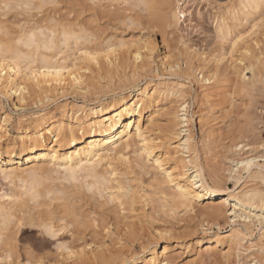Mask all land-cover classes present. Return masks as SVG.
I'll use <instances>...</instances> for the list:
<instances>
[{
  "label": "bare ground",
  "instance_id": "bare-ground-1",
  "mask_svg": "<svg viewBox=\"0 0 264 264\" xmlns=\"http://www.w3.org/2000/svg\"><path fill=\"white\" fill-rule=\"evenodd\" d=\"M142 1L151 20L158 19L164 25L171 26L173 19L175 24L180 19V6L174 10H164L163 6L170 0H160L157 6H153L154 2L150 0ZM257 16L262 17L259 20ZM218 18V37L225 43L224 40L234 36L233 30L237 31L235 37L230 39L231 48L236 49L240 41L244 42L243 58H249L253 77H257L259 70L264 68V56L256 53L248 43L251 33L248 30L239 31V28L245 23L253 22L251 27L254 29L259 24L256 23L257 20L263 24L264 0H235ZM79 22L62 23L58 33L57 27L56 30H53L55 27L50 28L51 33H46L47 27H42L43 30L40 26V29L37 26L30 27L18 36V42L8 39L9 37H0V88L10 98L14 97L23 102L29 90L46 92L48 86H54L53 83L57 84L53 88L55 89L67 77L70 79L65 82L73 78L76 83H82L83 76L79 70L83 67L81 60L96 61V70L107 74L112 72V68L115 70L130 64L131 55H126L125 52H122L121 59H110L108 64L104 62L105 53L114 48L112 44H97L96 49L88 45L79 47L83 43L93 42V33L87 31L88 27L84 29L81 21ZM38 34L43 36L39 37ZM71 40L78 47V56L67 62L73 54L66 55L63 48L66 47L67 50ZM155 47L149 40L143 39L139 49H143L145 55L142 57L138 51L134 57L141 58L142 63L145 59L144 63L147 64L156 50ZM187 53L191 60V55L195 52L191 50ZM218 55L215 59L219 62L225 55L223 58ZM100 58L103 61H99ZM256 63L259 64L258 68ZM214 70L211 76H204L203 79L209 82L212 78L223 75L218 66ZM260 72L264 73L262 70ZM25 81L28 85H23ZM183 86L180 82H155L151 86L149 83L143 86L136 84L126 94H114L106 101L89 105L75 104L71 107L63 104L58 107L59 114L33 115V118L30 117L32 120L25 126L17 119L18 135L6 142L2 140L3 135L0 133V178L10 183L9 190L0 193V257L19 256L18 250L21 248L18 249L17 239L23 229L35 226L42 233L54 231L57 235L62 229L72 228V244L78 245L81 241L80 249L75 250L77 247L71 243L58 244L57 248L68 249L67 254L60 252L55 255L48 252V258L52 255L58 256L57 264H125L129 253L115 247L114 235L123 233L128 244H135L142 237L144 231L141 223L145 214H135L139 211L136 203L140 202V197L133 181L138 180L135 166L145 169L147 165L144 161L152 159L162 176V180L158 178V182H165L170 187L167 189L165 186L167 190H163L161 185L160 190H163L164 195L171 193L172 190L169 192V189L174 190L172 195L169 194L175 200L174 205H169L166 195L164 201L163 197L156 198L161 200V207H169V213H176L175 206L179 204L186 208L194 205L199 208V218L210 219L214 224H218L221 217L227 216L231 217V221L241 220L246 230L251 228L249 225H261L257 242L252 240L251 234L249 236L243 230L245 227H232L224 234L218 230L206 238L204 249L199 248L198 252L191 255L187 264H202L204 255L209 256L213 264L219 263L222 258L229 259L235 253L237 264H250L241 259V252L251 249L261 255L254 257L251 264H264V189L255 187L237 190V186L226 187L219 175L212 177L213 183L208 181L197 155L192 156L190 131L183 128L186 124L182 123L187 120L183 112L186 110L185 103L167 106L164 102L170 95L182 96ZM160 114L168 116L165 136L167 139L165 138L162 148L159 145L161 142L152 143L153 137L148 135L151 128L159 123L158 120V123L155 121ZM11 119L9 115L0 119V132L8 129L12 124ZM51 138L52 141L49 142ZM130 148L141 152L133 155L132 159L126 156V151ZM179 152L184 157L179 156ZM254 160H234L236 167L229 170L228 179L238 181L233 173L240 167L247 171H251L254 165L263 168ZM251 174L254 178L261 179L264 184V170L260 169ZM204 201L207 202L203 206ZM245 242L249 244L246 245ZM143 243L144 241L141 242ZM201 243L202 239L198 238L196 246L200 247ZM146 244L150 245V242ZM157 244L155 242L152 248L145 249L142 245V254L135 255L131 258L132 261L135 260V264H170L171 248L164 245L158 251ZM224 245L228 246L227 250ZM31 249L26 250L27 260L19 264H37L45 260L46 255L42 257Z\"/></svg>",
  "mask_w": 264,
  "mask_h": 264
},
{
  "label": "rangeland",
  "instance_id": "rangeland-1",
  "mask_svg": "<svg viewBox=\"0 0 264 264\" xmlns=\"http://www.w3.org/2000/svg\"><path fill=\"white\" fill-rule=\"evenodd\" d=\"M150 1L154 2L153 6L160 3V0ZM233 1L235 0H170L169 3L164 5L165 7L163 6L164 10L170 11L180 6L178 8L180 19L176 24L173 19V24L167 26L158 19L151 20L142 0H0V30H2L0 31V37H9L8 39L17 40L16 42H18V36L24 34L30 27H47L46 33H49V31L51 33L50 28L55 27L53 30H56L57 27L58 33L59 25L61 26L62 23L70 22L69 24H73L81 21L82 27L84 29L88 27L87 31L90 30L93 33V42L91 44L83 43L79 47L88 45L96 49L100 44H112L114 48L107 51L108 54L106 52L104 56L106 64L110 62V59L112 61L121 59L124 52L126 55L127 53L131 55L129 67L127 65L118 69L115 68V70L112 68L114 71L111 69L112 72L110 71L109 74L97 71L96 61L86 62L81 60L84 67V69H82L83 67L79 69L80 74L83 76L82 83H76L73 78H71V81L65 82L69 78L67 77L61 83L63 85L59 84V87L55 89L53 88L57 84L53 83L54 86H48L46 92L29 90L23 102L17 100V98L14 99V97L10 98L4 89L0 88V119L5 115L12 118V124L8 126V129L0 132L3 135L2 140L6 142L17 137L18 120L22 121L25 126L26 123L32 120L33 115L59 114L58 107L63 104H68L71 107L75 104L89 105L95 102L98 103V101H106L114 94H126L136 84L143 86L149 83L151 86L155 82H180L184 85L182 96L170 95L164 102L167 103V106L171 104L179 106L181 103H185L186 110L183 112L186 114L187 120L182 123L186 124L183 128L190 131L192 156L197 155L208 181L213 183L212 177L219 175L226 187L234 188L237 186V190L255 187L264 189L261 179L254 178L251 174L260 169L264 170V73L260 72V70L264 71V68L259 70L257 77H253L252 66H249L250 60L249 58H243L242 55L244 42L240 41L237 47L235 46L236 49L231 48L232 43L230 45V42L232 41L230 39L235 37L237 32L235 29L232 32L234 36L232 35L224 40L225 43L217 34V23L220 19L218 17L219 15L221 17L223 10L230 6ZM76 16L77 21H75ZM257 17V19H261L262 16ZM259 20L256 21L259 24L254 26V29L251 27L252 22L245 23L243 27L240 26L239 31L248 30L251 33L248 37V43L256 50H254L256 53L259 52L263 57L264 18L262 19L263 24H260ZM38 36L43 35L38 34ZM143 39L149 40L154 47L156 46L154 54L148 62L146 61L147 64L144 63L145 57L142 58L145 65H143L141 58L136 59L134 57V54L138 51L141 52L142 57L145 55V51L139 49ZM71 42L69 47L67 46L69 49L66 50V47L63 46L66 55L67 53L69 56L73 54L66 60L67 62L78 56V47L75 46L74 42ZM191 50L195 54L191 55L194 59L191 57V60H189L187 52ZM260 51H262V54ZM217 55L225 56L218 62L215 59ZM99 61H103V58H100ZM256 64V67L259 66V64ZM217 66L222 70V77L212 78L209 82L204 80L203 77L211 76V72L213 74ZM245 66L248 68H245ZM257 68H255L256 71ZM242 73L244 77L241 76ZM72 81L73 83H70ZM25 84H27L26 81L23 85ZM69 107L67 108L69 109ZM166 117L168 118L167 115L160 114L155 121L156 123L159 121V123H155L156 125L148 133L149 136L153 137L152 143L161 142L159 144L161 148L164 147V142L167 139L165 137L167 136L166 129L168 125ZM165 125L166 127H164ZM50 141H52V138ZM136 148H130L126 151V156L133 159L135 155L141 152L139 150L134 151ZM178 155L184 157L181 152ZM245 158H254V162L262 165L263 168L254 165L251 171H247L240 167L237 170L238 173H233L236 176L235 178L239 180L228 179L229 170L236 167V161L234 160ZM144 163L147 165L145 169L135 166L139 174L137 173L136 176L138 180L133 181L135 187L137 186V195L140 197L139 204L136 203V208L139 211L137 210L135 214H145H142V225L140 224L144 231H142V237L139 242L128 244L124 240L123 233L118 232L114 235L116 237L114 240L115 247L129 253L128 261L125 264H135V260L132 261L131 258L135 255H141L143 246L144 249L146 247L152 248L155 242L158 243V251H161L164 245L171 248L169 254L170 264H187V260L191 255L198 252L199 248L204 249L206 238L213 235V233L220 230L224 234L229 232L232 227H240L241 229L245 227L241 224V220L239 222L231 221V217L227 216L221 217L217 222L218 224H214L215 222L213 223L210 219L203 218V220L198 216L199 208L194 205L186 208V206L179 204L175 206L177 208L175 209L176 213H169V207H161V200L156 198L163 197L162 201H164L166 194L164 195L163 190L170 187L165 182H158V178L161 181L162 176L152 163V159L148 162L145 160ZM9 185L10 183H7V180L0 178V193L9 190ZM161 185L163 186L162 189L165 186L166 188L160 190ZM171 190L174 192L172 188L169 189V192ZM169 194L166 195V199L169 205H174L175 200ZM206 202L204 201L203 206ZM203 206L201 205V208ZM252 226L249 225L251 228L246 230L245 227L243 230L249 236L251 234L252 240L257 242L261 233V225ZM71 229H62L55 238L42 233L39 227L34 226L26 230L23 229L19 232L17 239L18 249L21 248L18 250L21 254V257L20 254L18 256L20 259L17 255H11V259L2 255L0 262L1 264L25 262L27 260L26 250L32 248L31 250L41 254L42 257L46 255L43 264H49V262L57 264L58 256L52 255L48 258L47 253L59 254L61 252V254H67L68 249L64 247L57 248L58 244L71 243V245L77 247L75 250L80 249L79 244H82L81 241V243L78 242L79 244L76 243L78 245L72 244L74 239ZM204 231L208 233H204ZM198 238L202 239L200 247L196 246ZM143 241L144 243L141 244ZM149 242L150 245L146 244ZM245 244L248 245L249 243L245 242ZM224 249L227 250L228 246L224 245ZM131 254L132 257H130ZM259 255L251 249L244 253L242 251L241 259L251 264L254 257H261ZM235 257L236 253L231 258H222L219 263L214 264H237V257ZM160 258L164 259V257ZM210 259L209 256L204 255L202 264H213ZM223 259H226L227 262ZM37 264H41V262Z\"/></svg>",
  "mask_w": 264,
  "mask_h": 264
},
{
  "label": "snow or ice",
  "instance_id": "snow-or-ice-1",
  "mask_svg": "<svg viewBox=\"0 0 264 264\" xmlns=\"http://www.w3.org/2000/svg\"><path fill=\"white\" fill-rule=\"evenodd\" d=\"M48 234H49L50 236H52L53 238H55L56 233H55L54 231L49 232ZM41 264H43V262H41ZM49 264H51V262H49Z\"/></svg>",
  "mask_w": 264,
  "mask_h": 264
}]
</instances>
